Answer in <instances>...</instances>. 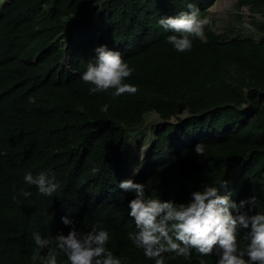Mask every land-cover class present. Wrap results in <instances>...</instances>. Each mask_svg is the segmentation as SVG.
I'll return each instance as SVG.
<instances>
[{
	"label": "trees",
	"instance_id": "trees-1",
	"mask_svg": "<svg viewBox=\"0 0 264 264\" xmlns=\"http://www.w3.org/2000/svg\"><path fill=\"white\" fill-rule=\"evenodd\" d=\"M217 1L0 0V264H44L31 259L33 232L55 244L71 227L64 216L81 233L108 228L107 246L123 264H153L128 238L136 226L127 212L134 194L118 187L126 178L177 202L227 180L221 191L237 202L254 195L264 202V0H239L263 15L250 34L219 35L210 21L205 39L185 52L157 23L189 2L206 17ZM102 44L134 68L125 80L138 85L135 93L89 92L79 73ZM153 113L159 119L150 125ZM201 140L206 151L197 156ZM146 144L140 160L136 150ZM29 170L55 173L60 188L39 193L24 180ZM199 255L167 264H199Z\"/></svg>",
	"mask_w": 264,
	"mask_h": 264
},
{
	"label": "clouds",
	"instance_id": "clouds-1",
	"mask_svg": "<svg viewBox=\"0 0 264 264\" xmlns=\"http://www.w3.org/2000/svg\"><path fill=\"white\" fill-rule=\"evenodd\" d=\"M157 23L169 33L166 40L172 47L185 52L193 47L194 38L205 37L209 19L202 17L199 7L189 2L187 10L161 15ZM133 72L134 68L120 50L102 44L95 48V56L79 75L88 84L90 93L111 89V95L120 96L137 91L138 85L125 80ZM27 99L29 103H36L35 96ZM205 151L203 140L195 144L197 156ZM24 180L36 185L45 196H52L60 188L55 173L47 171L35 175L26 171ZM227 185V180H223L220 187L206 183L202 189L192 191L186 202H177L146 195L144 182L133 178L120 180L118 187L134 194L127 203L128 215L136 226V230L128 232L129 240L142 249L153 264H167L168 260L179 257L191 259L194 251L200 254L199 264H205V257L209 255L215 256V264H264V210H261L264 202H258L255 195L237 202L231 191H221ZM20 194L32 195L25 189H21ZM255 207L258 210L253 212ZM61 219L71 227L67 233L61 230L55 234V244L52 237L33 232L36 247L32 261L41 259L44 264H58L57 256L63 254L70 264H123L121 257L107 246L108 228L93 225L89 231L81 233L69 216ZM240 229L247 230L243 246L238 240ZM44 249H47L46 254Z\"/></svg>",
	"mask_w": 264,
	"mask_h": 264
},
{
	"label": "rangeland",
	"instance_id": "rangeland-1",
	"mask_svg": "<svg viewBox=\"0 0 264 264\" xmlns=\"http://www.w3.org/2000/svg\"><path fill=\"white\" fill-rule=\"evenodd\" d=\"M206 17H208L209 23L205 25V28L212 21L211 30L219 35L230 37H235L239 32L241 34H250L253 31L252 20H263V15L260 12L253 11L248 6L239 8V0H218L210 8V12ZM158 119V115L153 113L147 117V123L151 125ZM147 144L136 150L137 158L140 160L143 159L142 155L146 150Z\"/></svg>",
	"mask_w": 264,
	"mask_h": 264
},
{
	"label": "bare ground",
	"instance_id": "bare-ground-1",
	"mask_svg": "<svg viewBox=\"0 0 264 264\" xmlns=\"http://www.w3.org/2000/svg\"><path fill=\"white\" fill-rule=\"evenodd\" d=\"M136 172V171H135ZM137 173V172H136ZM134 176V175H133Z\"/></svg>",
	"mask_w": 264,
	"mask_h": 264
}]
</instances>
